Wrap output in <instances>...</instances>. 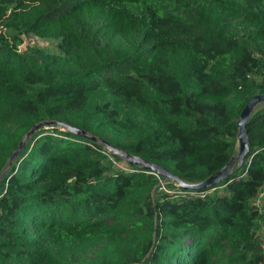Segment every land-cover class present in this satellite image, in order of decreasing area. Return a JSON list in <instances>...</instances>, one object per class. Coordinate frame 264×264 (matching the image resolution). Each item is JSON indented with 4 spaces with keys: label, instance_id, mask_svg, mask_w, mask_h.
Returning <instances> with one entry per match:
<instances>
[{
    "label": "trees",
    "instance_id": "trees-1",
    "mask_svg": "<svg viewBox=\"0 0 264 264\" xmlns=\"http://www.w3.org/2000/svg\"><path fill=\"white\" fill-rule=\"evenodd\" d=\"M263 93L264 0H0V172L60 121L201 182ZM246 133L242 166L196 192L38 131L0 181V264L264 263V104Z\"/></svg>",
    "mask_w": 264,
    "mask_h": 264
},
{
    "label": "water",
    "instance_id": "water-1",
    "mask_svg": "<svg viewBox=\"0 0 264 264\" xmlns=\"http://www.w3.org/2000/svg\"><path fill=\"white\" fill-rule=\"evenodd\" d=\"M261 104H264V93L253 96L247 102V104L241 110L239 117L236 121V126H237L236 138L238 145V150L236 154H234L221 169L211 174L201 182H197V183L186 182L180 179L179 177L174 176L168 170H166L165 168L161 167L158 164L148 162L147 160L139 156L131 155L125 151L117 149L112 145L108 144L107 142H105L104 140L96 136H93L89 132H86L81 129H77L75 127L66 124L65 122H60V121H41L33 125L23 135V137L18 143L17 148L9 156L5 168L0 172V181L8 172L13 160L18 156V154L21 152L27 141L34 134H36L38 131L42 129H49L56 127L74 136L81 137L98 144L103 149H105L109 154L119 157L121 160L127 162L130 166H135L140 170L146 171L151 174H155L163 178L164 180H167L168 182H172L180 190L196 191V192L203 191L213 185L218 184L222 180L227 179L235 169H239L242 166L243 159L249 151L246 126L250 120L252 112Z\"/></svg>",
    "mask_w": 264,
    "mask_h": 264
},
{
    "label": "rangeland",
    "instance_id": "rangeland-1",
    "mask_svg": "<svg viewBox=\"0 0 264 264\" xmlns=\"http://www.w3.org/2000/svg\"><path fill=\"white\" fill-rule=\"evenodd\" d=\"M27 45H29V46H37L39 48H46V49H48L50 51H54V49H55L54 44H51V43H48V42H45V41H42V40L32 39V38H25L24 39V43L19 47V49L20 50H24ZM161 185H162L161 189L164 190L163 184H161ZM261 204H264V195L261 198ZM259 233L264 238V225L262 226V228L259 231ZM262 264H264V263H262Z\"/></svg>",
    "mask_w": 264,
    "mask_h": 264
},
{
    "label": "built area",
    "instance_id": "built-area-1",
    "mask_svg": "<svg viewBox=\"0 0 264 264\" xmlns=\"http://www.w3.org/2000/svg\"><path fill=\"white\" fill-rule=\"evenodd\" d=\"M29 38L36 39V38H33V37H29ZM24 39H25V38H24ZM37 40H38V39H37ZM23 43H24V41H23ZM23 43H22V44H23ZM22 44H21V45H22ZM21 45H20V46H21ZM20 46H19V47H20Z\"/></svg>",
    "mask_w": 264,
    "mask_h": 264
},
{
    "label": "crops",
    "instance_id": "crops-1",
    "mask_svg": "<svg viewBox=\"0 0 264 264\" xmlns=\"http://www.w3.org/2000/svg\"><path fill=\"white\" fill-rule=\"evenodd\" d=\"M262 195H264V190H263V193H262ZM263 197V196H262Z\"/></svg>",
    "mask_w": 264,
    "mask_h": 264
}]
</instances>
